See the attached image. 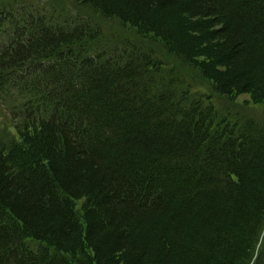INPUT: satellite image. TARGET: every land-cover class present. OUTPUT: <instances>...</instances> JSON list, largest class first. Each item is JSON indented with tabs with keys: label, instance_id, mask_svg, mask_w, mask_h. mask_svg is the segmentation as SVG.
<instances>
[{
	"label": "trees",
	"instance_id": "trees-1",
	"mask_svg": "<svg viewBox=\"0 0 264 264\" xmlns=\"http://www.w3.org/2000/svg\"><path fill=\"white\" fill-rule=\"evenodd\" d=\"M77 1L264 103V0ZM11 15L0 103L26 102L0 144V264H264V129L158 87L149 56L91 50L84 24Z\"/></svg>",
	"mask_w": 264,
	"mask_h": 264
},
{
	"label": "rangeland",
	"instance_id": "rangeland-1",
	"mask_svg": "<svg viewBox=\"0 0 264 264\" xmlns=\"http://www.w3.org/2000/svg\"><path fill=\"white\" fill-rule=\"evenodd\" d=\"M8 11L12 13L11 17L18 18L20 24H24L30 14L42 15L54 26L84 24L94 34V40L90 43L91 50H103L107 56L118 53L149 56L159 68L158 78L156 75L158 87L168 84L167 86H172L179 92L188 90L190 94L203 96L205 103L210 100L217 121L242 124L251 121L264 129V103H254L248 94L233 97L218 94L211 81L193 65L168 51L161 40L152 34H141L137 28L118 18L106 17L77 0H0V20ZM3 23L0 25V42L6 43L10 40L12 20L6 19ZM15 95L0 103V144L9 143L15 138L16 126L23 122L25 116L26 100L18 93ZM82 203L83 201H78V207ZM262 236L260 244L254 247L255 258L264 245V230ZM27 242L34 250L42 247L41 242Z\"/></svg>",
	"mask_w": 264,
	"mask_h": 264
}]
</instances>
